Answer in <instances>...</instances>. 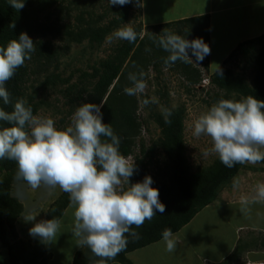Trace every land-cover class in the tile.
<instances>
[{
	"label": "trees",
	"instance_id": "16d2710c",
	"mask_svg": "<svg viewBox=\"0 0 264 264\" xmlns=\"http://www.w3.org/2000/svg\"><path fill=\"white\" fill-rule=\"evenodd\" d=\"M137 8L136 0L124 6L110 5L108 0H25V6L17 11L8 0H0V46L6 47L21 32H26L35 46L31 59L26 60L6 82L11 102L5 105L0 98V108L11 112L14 103L24 98L32 107L33 114L37 115L41 108L53 107L45 92L55 90L64 99L66 110L57 107L55 110L66 113L61 119L65 129L67 116L72 115L78 106L83 103L101 105L102 122L110 124L120 138L121 154L134 156L136 171L129 182H142L145 176H151V186L159 190L165 212H157L141 227L133 226L131 231L137 232L139 239L128 235L126 249L106 264H133L129 254L160 241L164 229L170 228L173 234L178 233L202 208L218 198L221 190L232 183L241 169L264 172L263 167L249 164L227 168L218 157L207 166L193 170L185 141L186 105L170 106V89L162 85L156 92L164 100L163 108L172 112L169 117L171 123H165L162 110H156L154 105L150 106L151 112L145 119L140 113L141 100L149 99V95L129 96L124 92L125 87L131 86L129 73L139 75L143 70L146 80L151 72L157 76L164 72V59L169 53L154 41L166 32L181 35L189 41L202 38L211 49L210 13L154 25L144 33L138 26L134 29L137 33L135 42L120 40L105 58L88 65L89 69H77L68 76L60 71L61 58L73 44L87 42L91 49L101 48L106 38L125 25ZM146 48L151 51H146ZM240 55L255 58L252 82L231 66L219 68L222 75L217 70L210 72L211 52L198 61L199 64L176 61L167 69L178 74L187 92H192L202 82L203 74L199 68L202 65L212 82V91H208V98L204 99L208 108L222 98L239 100L252 95L264 100V33L240 42L224 64ZM189 56L196 60L190 50ZM77 73L79 75L75 78ZM35 82L39 84L35 85ZM149 120L157 124L160 135L146 144L143 128ZM0 126L8 125L0 122ZM161 153L166 157L164 164L160 163ZM16 171L14 161L0 160V264H49L52 253H48L39 237L24 239L19 236L16 223L25 211V205L14 190L25 182L15 179ZM69 203V195L62 191L51 202L44 220H60ZM235 254L218 264H229ZM98 261L99 258L89 248L83 247L75 252L71 264H98Z\"/></svg>",
	"mask_w": 264,
	"mask_h": 264
},
{
	"label": "clouds",
	"instance_id": "9594fccd",
	"mask_svg": "<svg viewBox=\"0 0 264 264\" xmlns=\"http://www.w3.org/2000/svg\"><path fill=\"white\" fill-rule=\"evenodd\" d=\"M132 2L108 0L110 5L120 6ZM8 3L17 11L25 6V0ZM136 6L144 7L143 0H136ZM113 39L133 43L137 33L125 24L106 41L111 43ZM154 42L169 53L164 59L165 70L176 61L193 62L189 50L196 61H202L211 52L202 38L189 41L171 32ZM34 51V42L26 32L6 47L0 46V98L5 105L11 102L6 82L31 59ZM217 73L222 75V70L217 68ZM145 75L143 70L139 75L129 73L131 86L125 87L124 92L129 96L145 93ZM150 103L158 101L155 97L143 101L144 105ZM100 108L101 105L83 103L73 113L70 125L57 129L54 119L34 115L28 101L19 98L11 112L0 108V122L8 125L0 126V160L14 161L15 179L31 189L43 187L51 194L59 187L67 193L69 207L74 209L72 234L77 238L76 245L89 248L99 258L98 264H106L126 249L128 235L139 239L132 227H141L157 212L163 214L165 205L159 199V190L151 186V176H145L142 182H129L136 171L135 163L121 154V140L110 124L102 122ZM171 114L170 109H162L165 123H171ZM192 135L209 137L212 147L204 155L214 153L227 168L264 162V100L252 95L239 100L222 98L194 120ZM239 186V180L234 179L233 188ZM253 203H264V183L255 185L251 197L241 198L240 211L248 215ZM35 218L36 215L29 216L27 221ZM60 227L59 219L41 220L29 229V234L42 242H53ZM162 240L166 251H175L177 241L170 228L163 230Z\"/></svg>",
	"mask_w": 264,
	"mask_h": 264
},
{
	"label": "rangeland",
	"instance_id": "374dc122",
	"mask_svg": "<svg viewBox=\"0 0 264 264\" xmlns=\"http://www.w3.org/2000/svg\"><path fill=\"white\" fill-rule=\"evenodd\" d=\"M185 0H175L174 6L181 11H189L188 5L180 7ZM195 3H203L204 0H194ZM171 3V0H146L145 8H137L132 12V16L129 21L125 24H129L133 29L138 26L142 27V33L146 32L149 26H146L144 21L148 22L145 17V12H148L150 15H154V11L156 9V14L163 17H169L171 13L169 11L172 9L171 6L167 5ZM208 2L206 1V4ZM259 6H264L259 4ZM101 11V10H99ZM253 12L254 18L249 17L250 13ZM236 11L230 12L233 22L228 25V28L232 30L234 33L231 34L227 39V43H223L221 50H219L220 45V28L222 24L227 19V12L218 13V15L214 18V27L215 33L212 35V47L214 54L212 55V60H209L210 72H213L215 66L217 64V60H219V55L228 51L230 48V44L234 43L236 39L237 33L249 32L250 34L258 35L264 32V7L256 8H248L245 12H242L241 15H245V19L243 16L236 17ZM263 14V15H262ZM260 15V16H259ZM262 16V17H261ZM242 19V20H241ZM237 21V22H236ZM240 21H243L242 23ZM222 22V23H221ZM257 22H260L261 25L255 26ZM149 23V22H148ZM125 25H122L123 27ZM146 26V27H145ZM241 27H244L242 30ZM255 26V28L253 27ZM119 27V28H121ZM253 28V29H252ZM115 32V31H114ZM113 32V33H114ZM112 33V34H113ZM111 34V35H112ZM56 41V40H55ZM120 40L113 39L111 43L107 41L103 44V46L99 49H91L88 46L87 42L83 44H73L71 50L66 53L61 58V68L60 71L64 73L65 76H68L71 72L76 71L77 69L86 70L89 69L88 65H93L94 62L98 61L101 58H105L110 52L111 48L114 44L118 43ZM58 42V41H56ZM193 63L199 64L194 58H192ZM212 61V62H211ZM225 60H222L217 64V68L231 66L238 73H244L245 76L248 77V80L252 82V78L254 76L255 70V58L254 56H238L234 58L231 62L224 64ZM153 71V70H151ZM79 74L75 76V78ZM183 80L179 77L178 74L171 72L168 69H164V72L161 73L160 76H157L154 72H151L149 77L146 79V83L148 85L145 93L149 95V100L152 97H155L158 103H150L148 105H144L141 100V110L140 113L142 117L145 119L148 118V115L151 112V105H154L156 110H162L164 105V100L157 94V90L162 85H167L170 89V106L177 107L180 104H185L187 108V116L185 119V141L187 146V156L192 165L193 170L198 169L199 167L207 166L210 164L217 156L214 153H209L208 155H204L205 151L209 150L212 147L211 140L209 137L201 136L196 138L192 135V125L194 120L204 111L208 109L207 104L204 99L208 98V94L205 91V88L199 87L192 92H187L184 85L182 84ZM31 82L28 83L30 85ZM39 82H35V85H38ZM212 91V88L209 89ZM42 94V92H40ZM45 96L49 99L53 107L46 108L43 107L37 113V116L41 117H50L54 119L55 126L57 129H64L65 125L61 123V119L66 115L65 112L58 113L56 112V107L60 108L62 111H65L64 99L58 91L48 90L45 92ZM73 115V114H72ZM67 116L66 122L69 126L71 123V117ZM146 129L144 130L145 134L144 139L146 144L152 143L154 139H157L160 135V129L157 124L153 120H149L148 124H146ZM160 163L164 164L166 162V157L161 153L159 154ZM23 185V184H22ZM29 186L23 185V191L20 192L17 188H15L14 193L16 195L23 194L22 200L26 203V213L23 216H20L18 219L16 226L19 231V236L21 238H29V229L37 222L44 220L47 215L48 207L51 202L56 199L59 194L62 192L59 187L51 190V194L49 191L43 187L39 188L37 191H32L28 189ZM20 192V193H19ZM223 208L221 215L227 218L230 221V224H242L246 223V216L240 215L235 212V217L231 211H238L241 207L239 205L234 206H225L223 203L219 206ZM254 207V206H253ZM256 208V207H254ZM259 211L260 208H257ZM216 211H210L207 209L206 211H201L197 217V220L193 222L189 231V238L184 240V243H179L176 239L177 234H173V237L177 241L175 251L168 252L166 251V246L163 240L153 243L147 247L139 249L135 252L129 254V257L132 259L133 264H199L204 261V258L215 259L220 257L222 254H226L229 250L228 240L230 238L229 233L221 239V242H217L215 237L217 234L213 231L212 228L209 229L212 225L218 226L215 218H221V215L218 216L215 213ZM74 209L69 207L66 209L64 215L61 218V227L59 232L57 233L56 240L53 242H44L45 248L48 253H52V258L49 264H71L75 252L80 249L76 245L77 238L69 237V229L73 230L74 227ZM264 213V211H263ZM34 221H27L29 216H35ZM252 220V218H248ZM67 222H70L71 225H67ZM199 222L203 223V226L200 225ZM224 223L223 221H219ZM243 229V228H242ZM229 232V230H228ZM32 237V236H31ZM30 237V238H31ZM29 238V239H30ZM240 249V247H239ZM240 253V250L236 252ZM111 264H121L118 262H114Z\"/></svg>",
	"mask_w": 264,
	"mask_h": 264
},
{
	"label": "crops",
	"instance_id": "0c3cea01",
	"mask_svg": "<svg viewBox=\"0 0 264 264\" xmlns=\"http://www.w3.org/2000/svg\"><path fill=\"white\" fill-rule=\"evenodd\" d=\"M153 1V0H150ZM206 1L208 2L206 4ZM175 0H171L172 3V9L169 11L171 15L169 17L167 16H159L156 14V9L154 11V15H150L148 12H145V17L148 22L144 21L146 26H154L158 24H163L167 22H173L176 20L184 19L193 17L196 15H201L204 13H210L212 16L211 19V57L214 54L213 47H212V35L213 32L215 33V27H214V18L218 13H224L227 12V19L224 22V25L222 24L220 28V34L218 35L220 38V45L219 50H221L223 43H227V39L231 34L234 32L228 28V25L233 22L231 16L229 15L230 12L236 11L237 14L236 17L243 16L245 19V15H241L242 12H245L246 9L250 8H256L259 7L263 8L264 6H259L258 3L263 5L264 0H204L203 3H195L194 0H185L182 4H180V7H183L185 5H188L189 8L192 7L188 12L187 11H181L177 9L174 6ZM144 8L146 4V0H143ZM171 3H168L167 5L171 6ZM141 8V7H139ZM254 13L251 12L249 17L254 18ZM263 15V14H262ZM260 16V15H259ZM262 17V16H261ZM242 20V19H241ZM237 22V21H236ZM241 23L243 21H240ZM222 23V22H221ZM261 25L260 22H257L255 26ZM145 26V27H146ZM255 26H253L255 28ZM240 28L243 30L244 27ZM253 29V28H252ZM264 33V32H263ZM256 34V33H254ZM250 34L248 31L243 33H237L236 40L234 43L230 44V48L228 51H225L224 53H221L219 56V60H217V64L220 63L222 60H225L229 54L235 49V47L242 41L254 38L258 35ZM212 62V61H211ZM217 64L215 66V69H217ZM214 72V71H213ZM250 166L254 167H263L264 163H258L256 165L249 164ZM234 179H238L240 182V186L238 188H233V181ZM257 183H264V172L263 171H255L251 169H241L240 172L232 179V183L228 186H225L218 198L210 203L209 205L202 208L196 216L187 224L185 225L178 233V237L176 236V239L179 243H184V240L188 239L190 234V228L191 225L195 220H197L198 215L201 211H206L207 209H210V211H216L213 214H216L218 216L221 215V212L223 211V208L219 207L222 203L225 206H234L239 205L241 207V198L242 197H251L253 195L254 187ZM23 185H26V183H23ZM23 185L17 187V189L22 192L23 191ZM31 190V188H28ZM38 189H32V191H37ZM19 192V193H20ZM23 194H18L17 196L19 199L26 205L25 201L22 200ZM256 208H254V207ZM257 208H260L258 211ZM27 209L25 206V211L22 213V216L24 213H26ZM264 203H253L250 205V213L248 215H245L240 210L238 211H231L233 213V216L235 217V212H237L240 215L246 216L248 218H252V220H249L246 218V223L242 224H230V221L223 217L221 215V218L217 219L215 216H212V218L216 220L218 226L212 225L210 228L215 231L217 236L215 237V240L217 242H221V239L225 237L228 233L230 235V238L228 240L229 243V250L226 254H222L220 257L211 259V258H204V261L199 264H218L223 262L225 259L230 257L231 255H234L238 250H240V253L235 254V257L229 264H264ZM20 219V218H19ZM61 220V219H60ZM219 221H223L224 223H221ZM201 226H203L202 222H199ZM67 225H71L70 222H67ZM243 228V229H242ZM229 230V232H228ZM73 230L69 229V237L74 238L75 236L72 234ZM175 235V234H174ZM31 235L29 236V238ZM27 238V239H29ZM25 239V238H24ZM240 247V249H239ZM51 261V260H50Z\"/></svg>",
	"mask_w": 264,
	"mask_h": 264
},
{
	"label": "built area",
	"instance_id": "2783aa9c",
	"mask_svg": "<svg viewBox=\"0 0 264 264\" xmlns=\"http://www.w3.org/2000/svg\"><path fill=\"white\" fill-rule=\"evenodd\" d=\"M199 68L201 69L202 71V74H203V78H202V82L200 85L197 86V88L199 87H203V88H206V90H209L212 86H211V78H210V75L209 73L206 71V69L202 66V65H199ZM144 130L146 128H143ZM143 130V135L145 134ZM126 158H130L131 160L135 161L134 159V156L131 155V156H128Z\"/></svg>",
	"mask_w": 264,
	"mask_h": 264
}]
</instances>
